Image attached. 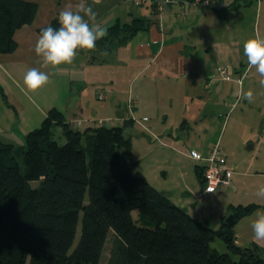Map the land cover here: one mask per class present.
Returning <instances> with one entry per match:
<instances>
[{"label": "trees", "instance_id": "16d2710c", "mask_svg": "<svg viewBox=\"0 0 264 264\" xmlns=\"http://www.w3.org/2000/svg\"><path fill=\"white\" fill-rule=\"evenodd\" d=\"M209 1L204 7H213ZM35 11L31 1L0 0V53L16 48L15 30L30 24ZM148 23L138 17L116 21L96 45L125 43ZM49 25L58 28V18L37 32ZM217 77L229 79L228 73ZM127 124L91 123L78 130L51 107L23 144L0 140V264H101L110 230L115 238L109 264H264L257 244L241 246L234 233L235 224L258 205L229 204L216 228L195 219L132 170ZM53 126L60 127L63 143L53 137ZM194 172L203 184L202 166L196 164ZM215 238L227 251L211 247Z\"/></svg>", "mask_w": 264, "mask_h": 264}, {"label": "crops", "instance_id": "0c3cea01", "mask_svg": "<svg viewBox=\"0 0 264 264\" xmlns=\"http://www.w3.org/2000/svg\"><path fill=\"white\" fill-rule=\"evenodd\" d=\"M26 1L36 4L34 18L30 24H24L15 30L13 38L16 48L12 52L0 53V97L6 103L0 106V130L8 136L15 132L22 135L29 131L22 128V124L26 123L22 122L26 116L19 117L23 107L16 96L22 91L20 83L26 71L31 68L43 69L41 58L34 52L40 35L37 29L48 25L52 18H58L62 9L74 7L78 2ZM155 1L157 0L137 4L131 0H87L97 13L96 23L101 27L108 29L116 21L126 23L133 17L142 18L149 23L125 43L113 47L96 45V49L91 52L78 51L70 68L73 72L78 69L81 75L69 78V91L78 90L77 98L69 105H73L72 108L66 109V114L62 112L63 109H58L68 122L79 117L108 118L115 122L107 126L128 122L125 132L131 138V151L134 140L146 148L148 151L145 152L148 153L154 148L146 139L169 140L168 145L172 148L176 140L180 139L185 143L196 140L191 141L192 147L186 153L189 157L192 151L203 155L217 141L205 144L202 140L219 138L223 125H228V128L236 132L244 123L242 115L221 122L222 113H226L225 108L230 110L236 106L234 101H230V98H234L235 89L228 83L229 79L218 78L217 72L225 60L234 62L233 47L236 42L227 41L226 37H222L221 41V38L211 36L213 29H227L230 17L237 13L233 11L240 7L230 8L228 5L232 0H211L213 7L210 8L190 5L186 0H169L163 4L160 12H156ZM114 65L120 66L121 75L113 84L109 73L111 69L114 71ZM235 71L240 72L237 69ZM126 75H129L126 78L128 80L124 79ZM238 75L242 76L241 73ZM102 89L105 97L98 98L97 93ZM106 92L112 93L109 100H106ZM219 98L222 99L221 103ZM129 99L134 100L130 106L127 104ZM11 109L15 111V118ZM223 152L227 165L234 170V163L227 157L224 149ZM134 160L138 163L140 158ZM140 172L146 177L144 172ZM233 175L231 174V181ZM154 180L161 185L156 177ZM229 184L221 186L228 187ZM199 185L203 189V184ZM163 186L162 189L154 187L170 199V191L163 189ZM194 196L201 198L204 195L201 191V195H192ZM179 200L183 204L187 203L183 194L179 195ZM229 204L227 203L220 218ZM188 208L186 207L187 210Z\"/></svg>", "mask_w": 264, "mask_h": 264}, {"label": "rangeland", "instance_id": "374dc122", "mask_svg": "<svg viewBox=\"0 0 264 264\" xmlns=\"http://www.w3.org/2000/svg\"><path fill=\"white\" fill-rule=\"evenodd\" d=\"M234 12L237 13L230 17L228 23L229 27H227V29L220 28L219 31L213 29L211 36L221 38L219 39L221 41H223L222 37H226L227 41L234 40L236 42L233 47V50H235L234 62L225 60L224 63H222L223 66L226 67L228 73V83L235 89L233 94L234 98H230V101H234V105L236 106L230 108V110L225 108L226 113H222L221 122L227 121L228 119L231 120V118L236 115H242L244 117V123L236 132L228 128V125H223V134L221 133L219 138L215 137L211 140H202L205 144L215 143L217 141L226 151L227 157L234 163V170L231 167L233 170L232 172H234L232 173L234 175L231 183L228 187L219 186L214 191L201 198H197V196L192 197L194 194L201 195L202 191L194 172V164L201 165L202 161L194 160L186 154L192 147L191 141L196 140H188V142L185 143L183 140L179 139L176 140V143L173 144L174 148H172L168 145L170 142L169 140L156 139L155 141L154 139H146V142L149 141V143L152 144L151 147L154 148L153 151L148 153L145 152L148 151L146 148L144 149L142 145L140 146L139 142L137 143L136 140H134L131 154L133 159L140 158V160L133 166L132 170L144 172L147 179L152 183L151 185L155 187H160L162 189L164 185L163 189L170 191L172 195L170 200L174 204L182 208L185 207L184 209L188 211L192 217L197 220L205 221L206 224L212 228L218 227L220 215L224 212L227 203H257L259 206L252 213L237 222L234 226V233L237 243L241 246H251L253 243H256L259 248L260 256L264 258V242L257 241L253 238V232L250 226L252 219H254V213L257 210H264V198H259L256 195L257 189L260 186H264V87L260 84L262 77L256 73L255 69H248L247 58L243 53V44L246 40L257 35L264 37V0H252L249 4L241 5L240 8L237 11H233V13ZM222 22L225 24L223 20ZM114 66V71L112 72L111 69L109 73V77H111L113 84L116 83L121 75L120 66ZM236 69L240 72L235 71ZM41 71L48 73L50 78L49 83L35 93L26 95L23 94L24 91H21L16 96V98L20 99L23 107L19 117L26 116L25 120L22 121H26V123L22 124L24 131L39 127L46 112L52 106L63 109L62 112L66 114V109L72 108L73 105L70 107L69 105L77 98L78 90L72 89L69 91V78L74 76L77 78L80 77L81 73H79L78 69H75L73 72L70 65H61L57 69L49 67L46 69L43 68ZM239 73H241L242 76L238 75ZM126 78H129V75L124 76V79L128 80ZM125 80L124 83H126ZM20 84L23 87V79ZM249 90L253 92L252 102L240 98L243 93ZM99 94L102 96L100 98L105 97L103 89L97 93V97ZM106 94L108 96L106 100H109L112 93L106 92ZM133 102V99H129L127 101L128 106ZM221 102L222 99H220V103ZM97 104H99V102ZM1 105L4 106L6 103L0 97V106ZM205 109H208V107ZM10 111L13 112L12 116H14L15 111H13V109ZM240 111H243V113L240 114ZM13 118H15V116ZM108 120V118L79 117L74 118L68 123L73 128L83 130L90 123H104L106 125L115 123L113 120ZM79 122H81V124ZM78 123L81 126L77 125ZM8 124H11V122ZM52 131L55 140L59 143H63L65 139L61 134L60 127L53 126ZM24 133L21 135L19 132H15L12 136H8L0 130V139L14 144H23ZM133 139L135 138L133 137ZM154 177L161 182V185L154 180ZM190 191H192V194ZM180 194L186 197V204H183L184 202L179 200ZM85 199H87V197H85ZM186 207H189L188 210ZM133 216L136 217V212L133 213ZM79 231L80 224L77 226L72 247L75 246L78 240ZM114 238L115 235L110 230L101 254V264H109ZM211 247L220 252L227 251L224 243L219 238H215L211 242Z\"/></svg>", "mask_w": 264, "mask_h": 264}, {"label": "clouds", "instance_id": "9594fccd", "mask_svg": "<svg viewBox=\"0 0 264 264\" xmlns=\"http://www.w3.org/2000/svg\"><path fill=\"white\" fill-rule=\"evenodd\" d=\"M97 13L87 0H78L74 7L62 9L58 14V28L51 25L42 28L35 43L34 52L41 58V68L57 69L61 65H71L78 51H94L98 40L107 35V28L96 23ZM243 53L247 58L248 69H255L262 77L260 84L264 87V37L259 35L246 40ZM49 75L38 68L26 71L23 77L22 91L35 93L49 83ZM241 99L253 100V92L247 91ZM257 197L264 198V186L256 192ZM253 238L264 242V210H257L251 221Z\"/></svg>", "mask_w": 264, "mask_h": 264}, {"label": "built area", "instance_id": "2783aa9c", "mask_svg": "<svg viewBox=\"0 0 264 264\" xmlns=\"http://www.w3.org/2000/svg\"><path fill=\"white\" fill-rule=\"evenodd\" d=\"M135 3L144 2L145 0H133ZM157 10L160 11L163 8V4L169 0H157ZM193 5L201 4L203 6L209 5V0H191ZM219 74L222 78L227 77V70L225 66H220L218 68ZM102 97L101 94L98 98ZM82 122V121H81ZM81 122H79L81 124ZM77 125H80V124ZM83 123V122H82ZM91 124V123H90ZM81 126V125H80ZM190 157L195 160L202 161V172H203V195L211 193L216 188L223 184H229L231 181L232 170L227 165V160L223 152V148L218 142L213 144L203 155H200L196 151L190 153Z\"/></svg>", "mask_w": 264, "mask_h": 264}]
</instances>
